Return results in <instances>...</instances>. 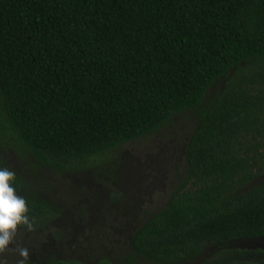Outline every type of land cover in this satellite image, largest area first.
<instances>
[{
	"label": "trees",
	"instance_id": "1",
	"mask_svg": "<svg viewBox=\"0 0 264 264\" xmlns=\"http://www.w3.org/2000/svg\"><path fill=\"white\" fill-rule=\"evenodd\" d=\"M181 114L185 172L131 256L264 264V246L235 245L264 238V0H0V150L28 172L103 169ZM13 187L34 225L58 212L21 171Z\"/></svg>",
	"mask_w": 264,
	"mask_h": 264
},
{
	"label": "rangeland",
	"instance_id": "2",
	"mask_svg": "<svg viewBox=\"0 0 264 264\" xmlns=\"http://www.w3.org/2000/svg\"><path fill=\"white\" fill-rule=\"evenodd\" d=\"M192 128L188 114L173 116L153 134L107 153L105 168H90L81 174L45 168L32 174L9 149L0 150V167L28 175L58 208L55 216L34 225L32 231L18 226L13 243L0 252V262H20V248H26L29 255L24 261L49 256L93 264L104 256L114 264H156L133 258L127 248L129 238L165 203L174 182L184 174V148ZM235 245L255 249L264 246V238L242 239ZM213 251L206 248L189 264H206Z\"/></svg>",
	"mask_w": 264,
	"mask_h": 264
},
{
	"label": "clouds",
	"instance_id": "3",
	"mask_svg": "<svg viewBox=\"0 0 264 264\" xmlns=\"http://www.w3.org/2000/svg\"><path fill=\"white\" fill-rule=\"evenodd\" d=\"M14 180L13 171L0 167V252L13 243L18 226H24L29 231L34 228V223L28 216L26 200L17 195L13 187ZM19 255L23 258L20 264H24L29 255L28 250L20 248Z\"/></svg>",
	"mask_w": 264,
	"mask_h": 264
}]
</instances>
